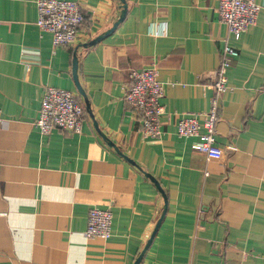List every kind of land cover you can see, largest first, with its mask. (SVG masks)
Returning a JSON list of instances; mask_svg holds the SVG:
<instances>
[{
    "label": "crops",
    "instance_id": "1",
    "mask_svg": "<svg viewBox=\"0 0 264 264\" xmlns=\"http://www.w3.org/2000/svg\"><path fill=\"white\" fill-rule=\"evenodd\" d=\"M75 1L78 35L54 46L36 0H0V264H133L152 233L138 264H264V0L237 39L217 0H125L115 28L89 45L120 17L121 0ZM161 22L165 33L153 35ZM225 40L238 55L213 159L176 125L203 121ZM150 66L165 103L157 138L124 99L130 72ZM46 85L75 92L78 133L34 125ZM94 206L112 212L107 238L84 234Z\"/></svg>",
    "mask_w": 264,
    "mask_h": 264
},
{
    "label": "built area",
    "instance_id": "2",
    "mask_svg": "<svg viewBox=\"0 0 264 264\" xmlns=\"http://www.w3.org/2000/svg\"><path fill=\"white\" fill-rule=\"evenodd\" d=\"M36 24L42 31L51 35L52 44L65 45L73 43L78 35V27L83 21L80 5L75 0H36ZM259 5L255 0H217L219 21L225 24L227 31L234 38L254 25ZM153 35L164 34L166 24L160 28L150 27ZM238 51L224 41L220 53V62L214 79L208 84L211 95L209 106L200 122L195 116L181 118L176 125L179 136L194 137L191 148L218 159L220 149L214 144L215 123L221 104L222 94L229 88L226 71ZM130 85L125 89L124 99L141 115V131L145 137L157 138L161 134L159 116L164 112L165 103L161 101L163 87L156 78V67L150 66L133 69L130 72ZM82 104L76 99L73 91L46 85L41 98L40 108L34 125L41 134L53 129L70 133L80 131ZM0 117V122H1ZM112 212L109 208L91 207L88 210L85 236L107 238L110 233Z\"/></svg>",
    "mask_w": 264,
    "mask_h": 264
},
{
    "label": "water",
    "instance_id": "3",
    "mask_svg": "<svg viewBox=\"0 0 264 264\" xmlns=\"http://www.w3.org/2000/svg\"><path fill=\"white\" fill-rule=\"evenodd\" d=\"M121 14H120V17L113 23V25L107 29L105 32L95 36L94 38H92L91 40H89L88 42H85V43H82V45H89V44H92L96 41H98L99 39H101L105 34L111 32L115 26L117 25V23L121 20V18L123 17L124 13H125V10H126V3H125V0H121ZM72 77H73V80H74V83H75V86L78 90V92L83 96L84 98V101H85V107L87 109L88 112L89 111V105H88V102L86 100V95H85V92L83 90V88L81 87V84L79 83V80H78V76H77V56L75 54H73V58H72ZM104 136V134H102ZM110 145H112L113 147H115V145L111 142H109ZM125 156V155H124ZM126 157V156H125ZM148 174V173H146ZM148 176L152 179V181L155 183V185L157 186V188L159 189V191L164 194L163 192V189L161 187V185L159 184V182L154 178L152 177L151 175L148 174ZM165 206V205H164ZM164 212V208L162 210V213H161V216ZM161 216L159 217L158 221H157V224L159 223V220L161 219ZM157 224H156V227H157ZM155 227V228H156ZM153 235V233H152ZM152 235L148 238L147 242L145 243V245L143 246L142 250L139 252V254L137 255L136 259L134 260L133 264H138L144 251L146 250L151 238H152Z\"/></svg>",
    "mask_w": 264,
    "mask_h": 264
}]
</instances>
